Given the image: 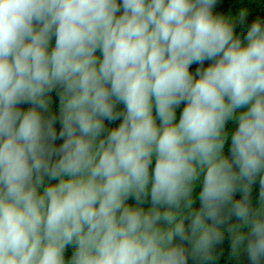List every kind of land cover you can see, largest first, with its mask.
<instances>
[{"label": "clouds", "instance_id": "9594fccd", "mask_svg": "<svg viewBox=\"0 0 264 264\" xmlns=\"http://www.w3.org/2000/svg\"><path fill=\"white\" fill-rule=\"evenodd\" d=\"M216 2L0 0V264H264V21Z\"/></svg>", "mask_w": 264, "mask_h": 264}, {"label": "trees", "instance_id": "16d2710c", "mask_svg": "<svg viewBox=\"0 0 264 264\" xmlns=\"http://www.w3.org/2000/svg\"><path fill=\"white\" fill-rule=\"evenodd\" d=\"M246 11L247 15L246 18L243 20V22L239 21L240 13ZM213 13L215 15L223 16L225 18H232L236 21L235 23V32L238 36L243 38L246 35L247 29L251 26V24L256 21L257 19L264 21V0H217L214 8ZM55 40L53 39V46H54ZM97 55H99V52H97ZM208 63L205 62L204 67L208 66ZM199 65L193 64L190 71L195 73L196 68ZM52 97V112L53 114L58 115L59 110V97L57 95V92L54 90L51 94ZM21 108L27 110V108L31 107L29 104H22L20 105ZM122 108V106H120ZM183 105L179 109H177V115L179 117L180 112L182 111ZM121 120H117L115 122H108L106 121V126L111 129L114 127H117L119 123H121ZM229 129H233L235 125L232 122H229L228 126ZM57 131L60 130L59 122L56 124ZM63 141L57 140L56 144L59 145ZM226 155L230 156V152L227 151L226 147ZM57 181H51V183H56ZM259 183L257 182L256 185L253 186V191L251 194L252 202L254 205L258 203V197H259ZM241 193H237L235 196V199H240ZM128 203L135 204L134 200H129ZM145 208L150 207V202L145 203L143 205ZM196 207H199V202L197 201ZM235 217H232L229 221L223 225V227L227 228L229 224L236 223ZM74 251V248L69 247L66 251V258H70L72 255V252ZM215 253L217 255V259L215 261V264H250V261L247 258V255L243 252L238 257H234L232 255V249H231V237L226 233L225 238L222 243L216 245L215 247ZM189 264H197L196 261L189 259Z\"/></svg>", "mask_w": 264, "mask_h": 264}]
</instances>
